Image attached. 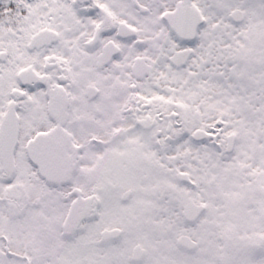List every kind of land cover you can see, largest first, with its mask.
<instances>
[{
	"label": "snow or ice",
	"instance_id": "6c2138e0",
	"mask_svg": "<svg viewBox=\"0 0 264 264\" xmlns=\"http://www.w3.org/2000/svg\"><path fill=\"white\" fill-rule=\"evenodd\" d=\"M0 264H264V0H0Z\"/></svg>",
	"mask_w": 264,
	"mask_h": 264
}]
</instances>
